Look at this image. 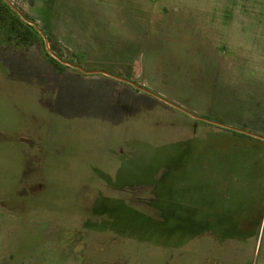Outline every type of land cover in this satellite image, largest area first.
Returning <instances> with one entry per match:
<instances>
[{
	"label": "rangeland",
	"instance_id": "obj_1",
	"mask_svg": "<svg viewBox=\"0 0 264 264\" xmlns=\"http://www.w3.org/2000/svg\"><path fill=\"white\" fill-rule=\"evenodd\" d=\"M243 17L264 0H0V264H264V169L177 185L200 156L260 144L222 135L229 105L264 93V38L221 39L218 63L194 49L196 19Z\"/></svg>",
	"mask_w": 264,
	"mask_h": 264
},
{
	"label": "crops",
	"instance_id": "obj_2",
	"mask_svg": "<svg viewBox=\"0 0 264 264\" xmlns=\"http://www.w3.org/2000/svg\"><path fill=\"white\" fill-rule=\"evenodd\" d=\"M210 22L208 26L211 28L209 33L204 30V19L200 18L195 20V26H198L194 30V49L196 51V60L197 53H201L204 51L207 57H210L211 63H214L216 58L214 54V50L216 49V44L221 41V39L226 38L227 42L230 45L233 44L235 47H239L236 45V41L241 38H245V36L260 38V41L264 38V19H251V18H232V22L229 24L228 22L222 21V19H215V23L213 19L206 20ZM225 23V24H224ZM207 25V24H206ZM237 27L238 34L232 33L234 27ZM216 27V28H214ZM223 27L226 28V34L222 33L224 31ZM214 30V31H213ZM216 31V32H215ZM263 43V42H260ZM261 46V45H259ZM252 45L251 42L243 40V71L244 74H250L257 72L255 69L251 67L250 56L252 54ZM259 57L256 59L257 61H264L263 51L259 50ZM216 63H218V58H216ZM138 66V64H137ZM218 67V66H216ZM250 77V76H249ZM100 81H95L96 84H100L106 87V89H118L122 91V95L130 96L132 99H136L138 101H144L149 105L157 102L161 106H169L163 99L159 97H148L147 91L143 89V85H138L132 82L123 81L120 78H114L111 75L100 73L96 77ZM262 78V77H260ZM264 78V77H263ZM87 84V83H86ZM85 85V84H84ZM214 85V84H213ZM264 88V85H263ZM249 96L243 95V102H240L238 105L241 107H237L234 109V105H229L228 109L234 111L232 118L228 120L232 129V136L222 135L224 139H238L242 143L245 141L250 142L251 140H257L260 144L254 148L255 152H251L250 148L247 147H233L228 151L221 152H213L214 156L206 155L204 158L200 156L201 162L199 164H194V162H189L184 167H181V171L184 173L182 180L177 184L180 187V191H182L185 187L184 177L187 174L188 182L195 181V184H202V174L204 170L211 171V174L208 177L212 178V180H227L229 183L235 184V180L237 178H242L247 170L251 168L256 169V171H260L264 169V136H257L255 133L249 132L246 130V121H250L253 119H259V121H264V93L261 94V98L257 102L249 101ZM253 107V108H252ZM185 127V126H184ZM185 128V137L184 144L179 149V154L183 157V154L187 152L188 148L186 143L188 142V138H198L199 136L192 130L191 134L187 132ZM183 138V137H181ZM249 147V146H248ZM164 152V151H162ZM195 153H198L195 150ZM199 155H201L199 153ZM160 158V156H159ZM165 159V156L163 155ZM194 159V158H192ZM197 162V161H196ZM167 164V163H166ZM164 165V164H163ZM258 173V172H257ZM254 173V175L263 176L262 174ZM177 180V178H176ZM185 183V184H184ZM237 184V183H236ZM178 187V188H179ZM179 190V189H178ZM202 230V229H201ZM200 230H196L197 233Z\"/></svg>",
	"mask_w": 264,
	"mask_h": 264
},
{
	"label": "trees",
	"instance_id": "obj_3",
	"mask_svg": "<svg viewBox=\"0 0 264 264\" xmlns=\"http://www.w3.org/2000/svg\"><path fill=\"white\" fill-rule=\"evenodd\" d=\"M26 37V36H25ZM26 40H28L27 38H25Z\"/></svg>",
	"mask_w": 264,
	"mask_h": 264
}]
</instances>
